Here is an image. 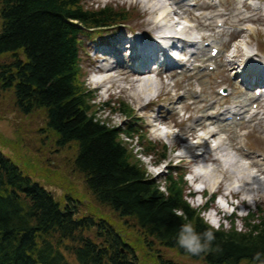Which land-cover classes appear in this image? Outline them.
I'll return each mask as SVG.
<instances>
[{
	"label": "trees",
	"instance_id": "trees-1",
	"mask_svg": "<svg viewBox=\"0 0 264 264\" xmlns=\"http://www.w3.org/2000/svg\"><path fill=\"white\" fill-rule=\"evenodd\" d=\"M126 17L82 0H0V57L12 55L0 65L2 90L13 91L24 116L43 112L50 141L59 152L71 150L73 171L111 213L82 216L77 198L59 202L0 151V264H141L123 234L133 232L131 224L157 264H176L158 245L206 264H264V211L245 218L244 230L211 227L185 200L182 180L170 176L162 190L122 129L92 104L79 55L83 29L74 22L100 29ZM122 112L132 114L126 106Z\"/></svg>",
	"mask_w": 264,
	"mask_h": 264
},
{
	"label": "rangeland",
	"instance_id": "rangeland-1",
	"mask_svg": "<svg viewBox=\"0 0 264 264\" xmlns=\"http://www.w3.org/2000/svg\"><path fill=\"white\" fill-rule=\"evenodd\" d=\"M83 3L87 6L88 9H100L105 6H112L114 9H117L116 12H122L125 11L128 13L129 16V24L127 27H124L123 30L128 31L130 27L134 28V26H138L142 19L149 18L150 20H156L160 19L161 24H165V26L174 24L177 22L178 18H172L171 22L169 18H166L164 20L161 19V15L167 11H169V5L167 6V3H165L164 0H144L143 3L140 2V0H82ZM151 8H155L154 10H151ZM176 10V8L174 7ZM149 11V12H148ZM172 11V10H171ZM165 14V15H166ZM177 14V13H173ZM146 15V17H144ZM159 15V16H158ZM193 20V19H192ZM136 23V25H135ZM176 28L181 29L184 25L192 26V28L189 30L193 34H204L205 31H207L210 34H214L212 31L213 29H210L211 27L204 26L201 21L193 20L192 23L186 18L184 19V23L176 24ZM252 29L259 32V37L256 39V43L260 45L264 50V23L262 21H256L253 24L250 25ZM93 34V33H90ZM89 34V35H90ZM112 33L104 34L102 37H98L95 39L85 37L84 36V44L88 45V43H91L92 41H102L105 39H108ZM224 41V39H223ZM217 42H221L217 38ZM225 42V41H224ZM82 48V47H81ZM82 53V52H81ZM83 55V54H81ZM12 60L11 55H5L3 57H0V65L9 63ZM82 61V68L84 73H90L89 70V64L85 63V57L84 61ZM95 68H92L93 71ZM90 70V71H91ZM222 72H219L217 75H215L216 78H221L225 81V84L228 86H232L235 88V84L228 78V76L224 75L222 77ZM206 77V78H204ZM224 78V79H223ZM87 80V79H86ZM85 83V79H83ZM214 74L209 75H200L198 77L194 76V82L200 83L201 86L204 87L205 95L211 96L212 95V89L210 88L212 82H214ZM97 82L94 80L92 81V78L87 80L86 86L89 90H94L97 87ZM121 86H124L125 91L120 93V89H113V91L106 92L105 90H100V92H97V95H100L99 100L96 99L92 104L97 105L98 107H101L105 101H108V98L114 97L117 99V113H112V115H109V112H105L103 115L104 119H107L110 121V123L114 126H120L123 125L125 122L124 115H121L118 113V108L120 107L119 103H125V105L129 106L130 109L138 110L139 107L143 106V103H145V98L140 97L138 99L137 94L139 93L140 86L138 84H121ZM1 82H0V151H2L6 157L11 159L14 163H16L19 168L30 177L33 178L34 181L39 182L42 186H44L46 189H48L55 198L61 202L65 203V197L69 194L77 198L80 203V212L82 213V216H95V217H101V218H108L111 214L109 212V209L103 208L101 205H99L95 199L92 197V195L89 193V191L86 188L85 180L81 175L76 174L72 169V158L73 154L70 149H66L65 151L59 152L57 150V147L55 146V140L53 138L52 141L49 139V134L44 132V121H43V112L38 111L34 113L31 116H24L20 112H18L16 106H15V99H14V93L13 91H3L1 88ZM184 83L178 84L175 88L176 91L180 92L182 89H184ZM143 94H147L142 92ZM111 94V95H110ZM244 93L235 92L234 96L232 97L233 102H242L244 101ZM143 98V99H142ZM113 105V106H116ZM111 106V107H113ZM110 110V109H109ZM116 111V110H115ZM139 115L143 112H137ZM175 122H179L175 120ZM145 127V128H144ZM142 127L144 130L148 131L146 129V126ZM178 131V130H177ZM150 135L154 140H157L158 143V150L154 153L152 160L151 158H145L144 155L141 154V156H138V158L141 160V162L144 163L147 171L150 173L149 175L153 180H160L162 176L161 171H166L165 164H163L159 169H155L152 167L153 164L158 160V158H161L162 152L161 146L167 145L168 150L167 154L169 152V149L171 148V145L173 141H168V138L166 136V133L164 132V137L159 136L156 134L154 129L150 131ZM226 136L227 140L224 143V146L228 147L227 142H231V146L229 149H225V147L220 150V161H214V165L210 163L209 166L213 167L211 168L210 177L207 180V183L205 182L202 186L201 184H198L200 187L199 189L205 190L206 192L210 194L219 192L220 194L224 195L227 191V189H231L232 186L236 184V181H240L245 186V189L239 192V198L238 199H231V195H229V200H232L237 208L234 210H238V215L245 216L248 212V210L256 211L259 208H264V176L258 174L253 175L251 173V170L249 168V164H247V161L242 160L243 158L239 157V154H236L234 151V143H235V136L233 131L227 130V133L224 134ZM234 141V142H233ZM249 145L251 148L254 149L255 152L262 158H264V133L262 134H255L251 135V141L249 142ZM135 148V153H137L136 144H133ZM182 151L185 147L180 146L179 147ZM186 149V148H185ZM145 154V153H144ZM170 159H176L175 155H169ZM169 159V161H170ZM167 164V163H166ZM184 165V164H183ZM253 171V167H252ZM244 177V180L242 181L241 178ZM218 177H221V179H224L223 188L217 190V186H215L214 183L211 184V181L214 179H217ZM262 177V178H260ZM231 180L233 183H228ZM208 184V185H207ZM227 187H225V185ZM231 185V187H230ZM214 187V188H213ZM256 188V190H255ZM238 200V201H237ZM205 201V200H204ZM190 202L193 206L198 207L200 204V199L196 197L194 200L190 199ZM223 214L218 217L214 216V214H210L208 216V221L212 222L216 227H221L222 224L225 225L226 228H229L230 224L228 222H224V217L230 216L233 213V208H227L222 209ZM226 215V216H225ZM125 223V222H124ZM130 223V222H129ZM118 224L121 225L122 223L118 221ZM131 224V223H130ZM238 227L242 228L243 223L242 221H239L237 223ZM123 226V225H122ZM124 227V226H123ZM133 232L129 231L127 233H123L126 240L134 246L136 249V252L140 258L141 264H157V253L154 251H151L149 248H147L143 241L139 239L141 237L140 231L136 226H133L131 224L130 227ZM91 238H95V234L90 235ZM163 248V247H162ZM160 246L155 247L156 251L163 252V255L165 257H171L173 261H175L177 264H204L200 261H192L191 259L187 257H183L179 255L174 250H169L166 248V250H163ZM166 253V254H165Z\"/></svg>",
	"mask_w": 264,
	"mask_h": 264
},
{
	"label": "bare ground",
	"instance_id": "bare-ground-1",
	"mask_svg": "<svg viewBox=\"0 0 264 264\" xmlns=\"http://www.w3.org/2000/svg\"><path fill=\"white\" fill-rule=\"evenodd\" d=\"M162 16H163V14H162ZM201 17V19H204V16L202 15V16H200ZM197 20H199V18H196ZM247 20H245V19H241L240 20V22H246ZM138 28L141 30V31H144V30H150L151 32H154L155 30H158V27H157V25H156V23H155V20H150V19H148V20H145V21H143V22H141L139 25H138ZM242 33H245L244 31L243 32H241L240 34H239V36L240 37H242ZM138 40H141L142 42H144V43H146L147 45H149V46H153V42H150V41H144L141 37H139V38H137ZM175 40V39H174ZM161 52H164V50L162 49V48H160L159 49ZM165 53H166V51H165ZM236 53H237V50H236ZM240 56V50L238 49V54L235 56L236 58L237 57H239ZM116 70V72H118L119 73V75L122 77V80L123 81H125V82H131V79L135 76L136 77V75H138L136 72H132V71H130L129 69H119V66H114V64H111V65H109L108 67H106V73H107V78H108V80H112V82L111 83H113L114 85H119V87H120V82H121V79L119 80V81H115L116 79L115 78H113L109 73L110 72H113V71H115ZM139 77V76H138ZM105 79H106V77H105ZM139 81H141L142 82V79H138ZM138 80H133V83H138ZM132 83V84H133ZM148 89H146L145 87H143L144 88V90L145 91H151L152 89H151V87H150V85H147L146 86ZM152 92V91H151ZM140 97H143L144 98V96L142 95V94H139L138 95V99H140L139 101H141V98ZM171 99V98H170ZM178 104H179V102H178ZM147 109V107H144L142 110H146ZM155 120L156 121H160V123L161 124H163L164 122H165V119H159V116L158 117H156L155 118ZM188 120H190V119H185V120H183V122H185V121H188ZM216 121V119L215 118H208L205 122H197L196 123V125L194 126V127H191L190 128V130H191V132L192 133H194V134H197V132L200 130V129H204L205 131H206V133L205 134H207L208 135V139H207V141H203V142H199L198 143V145L199 146H210L211 145V139L212 138H216L217 136H218V134L216 133V132H213V131H210V126H212L213 125V123H214V125H216L218 122H215ZM167 136H169V135H167ZM179 136H177V138H178ZM170 138V137H169ZM181 142H184L183 140H181ZM218 144L219 145H221L222 144V141H219L218 142ZM211 150H213V148H211ZM194 153V152H193ZM248 158H250V159H252V157H250V156H247ZM194 158H195V161L197 162V163H200V162H202V161H205V159H206V157H205V155H197V156H194ZM253 166H256V167H258V164L256 163V162H252L251 163ZM245 177V176H244ZM218 179H220V178H217V179H214V181L212 182V183H214V184H218L219 183V180ZM242 180H243V178H241Z\"/></svg>",
	"mask_w": 264,
	"mask_h": 264
}]
</instances>
